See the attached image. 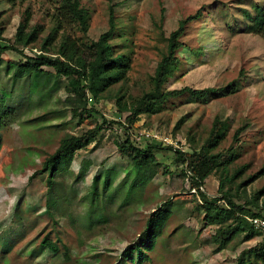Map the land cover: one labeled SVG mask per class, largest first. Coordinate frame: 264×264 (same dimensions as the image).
Wrapping results in <instances>:
<instances>
[{"label":"rangeland","instance_id":"1","mask_svg":"<svg viewBox=\"0 0 264 264\" xmlns=\"http://www.w3.org/2000/svg\"><path fill=\"white\" fill-rule=\"evenodd\" d=\"M58 2L0 0V46L14 45L16 29L28 13L29 26H39L43 32L22 51L26 55L38 52ZM79 2L91 15L83 37L86 42L108 30L109 8H113L116 29L110 44L117 53L129 56L130 69L125 81L109 88L98 103L87 96L86 107L91 112L83 113L80 120L72 116L64 90L66 78H57L51 69H45L49 74L45 78L14 79L22 57L13 52L2 54L0 96H5L14 117L1 130L0 264H136L125 260L122 253L139 245L147 219L164 203H169L168 217L154 250L142 264H236L249 248L264 242V227H256L259 237L243 242L237 236L215 252V227L201 222L203 213L195 210L199 198L189 177L182 175L183 167L175 163L173 150L198 149L217 117L229 128L214 153L232 148L238 157L228 166L229 172L242 169L231 191L263 172L237 193L240 197L234 202L242 205L264 187V41L248 31L255 7H264V0ZM197 11L201 17L186 25L179 39L177 64L164 88H210L214 92L204 97L183 94L170 98L160 112L141 115L125 131L128 113L119 111L116 98L129 106L151 89V77L166 51L169 34L180 20ZM68 32L81 37L79 32ZM229 85L236 88L232 95L224 92ZM100 116L112 124L103 127L94 143L77 151L70 167L57 173L48 188V174L40 172L44 160L62 138L92 129L101 123ZM241 127L245 130L234 141L233 134ZM147 133L159 139L143 137ZM126 137L140 148L148 144L171 148L156 152L157 174L142 189L129 190L128 161L115 146ZM219 174L210 175L201 188L209 198L218 196ZM95 178L96 193L92 187ZM258 208L248 210L264 216V195L258 199ZM43 238L56 245V253L40 254ZM9 240L12 249L2 255L1 245ZM249 264L263 263L250 258Z\"/></svg>","mask_w":264,"mask_h":264},{"label":"trees","instance_id":"2","mask_svg":"<svg viewBox=\"0 0 264 264\" xmlns=\"http://www.w3.org/2000/svg\"><path fill=\"white\" fill-rule=\"evenodd\" d=\"M256 14L250 19L249 32L259 36L264 41V7L256 6ZM108 30L101 33L96 40L83 41L87 35L90 22V13L81 6L79 0H59L55 14H51V27L43 40H41L39 54L34 52L26 55L25 49L38 41L39 34L43 30L39 26L30 27V16L26 13L23 21L19 24L14 35V45L0 46V67L2 66V54L13 52L22 57V61L16 66L13 72L14 79L45 78L49 74L45 69H51L57 78L64 77L67 82L64 90L67 100L71 105L72 116L82 119L83 113L90 114L87 110V96H91L95 103H98L102 95L112 86L125 81L130 69V58L123 53H117L110 41L115 33V19L113 8H109ZM201 17L200 11L190 15L178 22L177 28L172 31L167 38L166 51L156 65L154 74L151 77V89L135 99L129 106L121 105V97L116 98V106L121 112H127L125 117V131H128L141 115H154L161 111L163 104L170 98L189 94L194 97H204L214 92L213 89L193 90L187 87L179 90L166 91L164 86L168 78L172 76L177 64V52L181 48L179 39L183 35L186 25L191 21H197ZM71 31L79 32L81 37L73 36ZM0 40H2V30L0 28ZM52 52V53H50ZM49 54V55H47ZM8 66V64H7ZM37 80V79H36ZM226 95L236 92L233 85L224 89ZM93 112H95L93 110ZM97 113V112H96ZM14 117V110L10 108L5 96H0V147L1 130ZM101 123L96 124L92 129L87 130L79 136L67 135L59 142L56 150L48 156L42 165L41 173H47V187L52 188L53 178L57 173L63 172L70 167L74 160L75 153L85 149L94 143L102 131L103 127L112 124L100 116ZM228 124L215 117L208 136L198 149L190 152L173 150L174 161L183 168L182 175L188 176L191 189L199 198L195 206L196 211L203 213L201 222L205 226H214L215 233L212 237L216 245L215 252L221 251L237 236H242L243 242L259 237L260 233L256 226L249 219H264L261 213H251L248 207L258 208V199L264 195V187L252 198L245 200L239 205L234 202L237 193L243 190L248 182L257 179L263 172L250 177L236 185L234 192L230 186L237 179L242 169H238L230 174L228 166L238 157V154L229 148L223 153H214L219 143L225 138L228 131ZM244 127L238 128L233 134V140L237 141ZM126 135L128 133L125 132ZM116 149L120 156L128 161L126 177L129 180V190L142 189L157 174L159 163L156 159V152L171 148H161L160 146L148 144L145 148H140L132 143L129 137L116 143ZM219 174L218 196L209 198L203 191L202 186L205 180L214 173ZM35 173L29 177L33 179ZM97 178L93 179V191H97ZM223 201V204H220ZM169 203H164L153 211L146 221L143 232L139 235L138 244L127 247L122 256L125 260L142 264L148 260V253L152 252L156 245V240L160 234L161 227L168 217ZM41 248L47 253L57 252V247L47 238L41 241ZM10 240L1 245L2 255L11 251ZM135 255V257H134ZM245 255L247 257H245ZM250 258L264 264V242L249 248L236 264H249Z\"/></svg>","mask_w":264,"mask_h":264},{"label":"built area","instance_id":"3","mask_svg":"<svg viewBox=\"0 0 264 264\" xmlns=\"http://www.w3.org/2000/svg\"><path fill=\"white\" fill-rule=\"evenodd\" d=\"M36 53L39 54V52H36ZM89 100H91V99L89 98ZM143 137H146L149 140H151V139H153V140L159 139V137L157 135H153V134H149V133L144 134ZM249 221L252 224H254L256 227L257 226L264 227V219L262 220V219L253 218V219H249Z\"/></svg>","mask_w":264,"mask_h":264}]
</instances>
